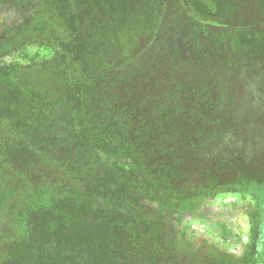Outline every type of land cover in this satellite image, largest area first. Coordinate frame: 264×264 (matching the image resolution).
Returning a JSON list of instances; mask_svg holds the SVG:
<instances>
[{"label": "trees", "instance_id": "trees-1", "mask_svg": "<svg viewBox=\"0 0 264 264\" xmlns=\"http://www.w3.org/2000/svg\"><path fill=\"white\" fill-rule=\"evenodd\" d=\"M7 1L0 55L52 57L0 71V264H264V136L193 88L264 84V0ZM226 192L254 201L243 255L182 258L172 215Z\"/></svg>", "mask_w": 264, "mask_h": 264}, {"label": "rangeland", "instance_id": "rangeland-1", "mask_svg": "<svg viewBox=\"0 0 264 264\" xmlns=\"http://www.w3.org/2000/svg\"><path fill=\"white\" fill-rule=\"evenodd\" d=\"M21 11L23 10L19 8V5L10 4L7 0H0V39L4 31L22 24ZM51 57V50L45 46L24 45L15 51L0 55V71L12 65L22 68L34 65L39 67L49 61ZM246 75L243 78V84H235L228 79L226 85L218 86L217 83H211L212 74L205 73L201 81L193 85V88H208L215 95L218 87H222L224 90L226 89L224 92L227 103H239L243 98H248L249 100L244 99L243 105L242 113L245 118L239 123L238 129L234 133H237L240 139L242 137L249 144V140L254 137L264 136V111L252 102H260L263 99L264 84L259 83L260 75L256 71H251ZM244 134H248V136H244ZM116 164L128 170L126 161L116 162ZM253 207L254 201L251 195L226 192L214 194L203 200L196 205L193 213L181 212L179 215H172L177 236L181 239V257L187 259L193 252L197 254L196 259H199L206 247H213L218 252L236 258L241 257L249 243V214ZM191 264L197 263L191 262Z\"/></svg>", "mask_w": 264, "mask_h": 264}]
</instances>
